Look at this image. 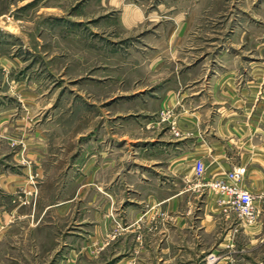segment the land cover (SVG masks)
Masks as SVG:
<instances>
[{
  "label": "rangeland",
  "instance_id": "obj_1",
  "mask_svg": "<svg viewBox=\"0 0 264 264\" xmlns=\"http://www.w3.org/2000/svg\"><path fill=\"white\" fill-rule=\"evenodd\" d=\"M188 73H264V0H0V185L26 184L12 153L44 139L68 155L59 182L39 189L27 171L26 187L77 191L62 221L30 231L0 192V264H263L188 234L185 201L156 199L157 182L161 198L182 180L170 152L140 149L173 129L156 106L187 95Z\"/></svg>",
  "mask_w": 264,
  "mask_h": 264
},
{
  "label": "crops",
  "instance_id": "obj_2",
  "mask_svg": "<svg viewBox=\"0 0 264 264\" xmlns=\"http://www.w3.org/2000/svg\"><path fill=\"white\" fill-rule=\"evenodd\" d=\"M188 75L189 91L186 96H175L168 90V94L158 99L156 106L158 112H171L173 129L169 128L166 136L155 138L152 149H146L144 144L140 149V152L154 150L157 162L162 160L159 157L170 152V171L182 180L181 188L161 198L157 182L156 199L158 203L172 200L176 205L186 202V215L177 217L182 226L188 228V234L196 235L194 232H197L217 237L216 246H227L228 252L246 255L264 253V73ZM148 137L136 139L145 140ZM38 143L37 148L25 147L12 153L13 159L18 158L20 172L25 176L14 172L10 175L21 176L28 182L32 175L28 172L31 171L41 176L38 187L42 189L45 182H59L62 165L68 155L62 152V147L47 149L44 139ZM197 159L202 160L204 165L200 176L194 174ZM177 160L182 162L181 167L177 165ZM233 168L241 169L239 184L253 196L256 216L249 222L238 216L227 194L208 187L209 181L226 178V173ZM1 183L10 187L0 185V192L11 197L13 224L24 223L28 231L38 229L48 213H51V218L62 221L77 194L73 191L71 196L61 198L56 192L53 198L43 199L36 191L33 195L24 183ZM16 187L23 197L19 195L17 198L13 193ZM60 210L63 211L61 215ZM72 221L71 227L75 229L71 230L78 232L77 228L81 227L78 223L83 219ZM24 224L18 225L23 228ZM94 226L96 224L92 223ZM97 226H101L100 220Z\"/></svg>",
  "mask_w": 264,
  "mask_h": 264
},
{
  "label": "built area",
  "instance_id": "obj_3",
  "mask_svg": "<svg viewBox=\"0 0 264 264\" xmlns=\"http://www.w3.org/2000/svg\"><path fill=\"white\" fill-rule=\"evenodd\" d=\"M203 170L202 160L197 159L194 163V174L200 176ZM240 173V168H233L226 173V178L209 181L208 187L227 194L238 216L249 222L255 218L256 211L252 202V194L239 184Z\"/></svg>",
  "mask_w": 264,
  "mask_h": 264
}]
</instances>
